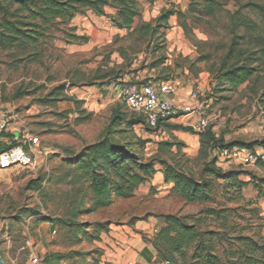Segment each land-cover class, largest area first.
<instances>
[{
    "label": "rangeland",
    "instance_id": "obj_1",
    "mask_svg": "<svg viewBox=\"0 0 264 264\" xmlns=\"http://www.w3.org/2000/svg\"><path fill=\"white\" fill-rule=\"evenodd\" d=\"M138 1L142 14L134 29L142 23L153 24L163 9H176L186 14L190 36L174 16L169 21L170 28L162 32L164 37L148 44L116 29L107 17L89 11L72 22L75 34L85 40H69L65 31L70 26L60 25L51 28L37 48L24 51L0 47V107L12 116L9 135L20 134L19 144L36 158L31 169L0 171V256L5 264H34L35 257L37 264H96L92 251L98 242L90 240L93 228L85 232L70 225L107 219L116 225L151 222V231L143 233L147 242L163 225L158 215L195 214L201 209L171 194V186L162 179L157 180L153 195H148L147 184L133 199H115L109 209L74 217V201L82 195L70 185V168L64 162L70 152L101 139L116 107L128 119L139 117L125 105L119 92L121 86L147 81V85L159 87L163 82H172L185 93H199L207 127H212L225 142L264 138V67L236 91L214 89L210 69L224 55L230 40L227 14L190 13L191 0ZM247 2L263 4L264 0H242L243 4ZM225 9L235 10L233 3ZM107 13L115 11L109 8ZM245 13L264 29L258 15L250 10ZM207 55L209 60H199ZM162 57L167 59L166 64L151 69L153 62ZM106 74L111 76L100 79ZM117 75L120 79L114 80ZM61 86L65 87L62 94H52ZM65 97L82 104L61 100ZM82 110L86 113L80 114ZM87 115L90 116L85 121L78 119ZM133 133L148 141L146 157L156 154L159 142L170 139L168 133L150 131L146 124L135 127ZM174 135L187 145L183 149L186 158L181 163L198 176L205 161L198 144L183 140L189 137L186 133ZM219 165L224 171H241L243 181L264 179V167L259 164L220 160ZM243 193L255 201L264 218V196L260 197L253 185ZM102 261L101 257L98 264Z\"/></svg>",
    "mask_w": 264,
    "mask_h": 264
},
{
    "label": "trees",
    "instance_id": "obj_2",
    "mask_svg": "<svg viewBox=\"0 0 264 264\" xmlns=\"http://www.w3.org/2000/svg\"><path fill=\"white\" fill-rule=\"evenodd\" d=\"M230 3H233L234 11L225 9ZM109 8L115 13L108 14ZM188 10L206 16H215L222 11L227 14L230 40L225 45L224 55L210 69L215 91L226 88L236 91L262 70L264 29L245 10L255 13L264 22V3L191 0ZM89 11L107 17L116 29L127 31L129 36H137L140 42L148 44L164 37L162 32L170 28L169 21L174 16L181 21L186 35L191 34L186 14L176 9H163L153 24L142 23L134 29L142 14L138 0H0V47L24 51L37 48L47 37V32L60 25L70 26V30L65 31L69 40H85L75 34L76 27L72 22ZM209 59L207 55L199 60ZM166 60L162 57L153 62L151 69L164 66ZM110 76L106 74L100 79ZM118 79L119 75L114 77V80ZM64 90L61 86L52 94H62ZM61 100L74 101L78 106L82 104L68 97ZM79 112L86 113L85 110ZM89 116L78 119L85 121ZM145 124L150 131L168 133L170 137L159 142L156 154L151 157L145 156L148 141L133 133L135 127ZM122 125L124 129H121ZM174 132L200 136V157L205 161L198 176L187 171L181 163L182 158H186L183 149L187 145ZM18 145L13 142L6 147L0 141V152ZM224 148L256 152V148H264V138L225 142L216 136L212 127L197 133L192 127L171 121H160L156 129H151L143 115L128 119L120 107H116L101 139L80 151L70 152L64 162L70 168V185L82 195L79 201H74L72 213L74 217L90 216L112 207L115 199H133L142 186L152 184L157 174L162 173L163 183L171 186V194L178 195L186 205H198L201 209L195 214L158 215L163 225L153 239L147 241L156 252L155 264H264V218L255 201L248 200L243 193L253 185L260 197L264 196V179L247 182L240 179L244 174L241 171H224L219 165L222 159L218 157V151ZM259 165L264 167V164ZM156 192V187L151 186L148 195ZM113 224V220L107 219L75 223L70 227L85 232L93 228L90 240L100 242ZM92 252L98 264L103 253L99 248ZM48 261L49 256L45 258V262Z\"/></svg>",
    "mask_w": 264,
    "mask_h": 264
},
{
    "label": "built area",
    "instance_id": "obj_3",
    "mask_svg": "<svg viewBox=\"0 0 264 264\" xmlns=\"http://www.w3.org/2000/svg\"><path fill=\"white\" fill-rule=\"evenodd\" d=\"M121 98L127 108L146 118L148 126L156 129L160 121H171L188 115L199 114L200 96L198 92H191L187 103L175 102L177 88L172 82H164L159 87L147 84H131L119 87ZM10 112L0 107V136L9 138L13 142L21 143L18 133L9 135ZM207 127V122L201 120L198 129ZM222 160L235 162L239 165L264 164V152H254L240 148H224L218 151ZM36 164L35 156L20 144L0 152V171L14 168L31 169ZM38 263V258H33Z\"/></svg>",
    "mask_w": 264,
    "mask_h": 264
},
{
    "label": "crops",
    "instance_id": "obj_4",
    "mask_svg": "<svg viewBox=\"0 0 264 264\" xmlns=\"http://www.w3.org/2000/svg\"><path fill=\"white\" fill-rule=\"evenodd\" d=\"M175 86L177 88V94L174 97L175 102L187 103L192 91L185 93L183 90H179L177 85ZM201 120L206 121L203 113V105L200 103L199 114L188 115L171 120V122L186 127H192L195 132L200 133L205 129H198ZM174 133H176V135L180 133L183 134V132ZM188 136L189 137H184L183 140L196 143L200 148V136L198 134H188ZM0 141L3 144L11 145L9 138H1ZM255 151L264 152V148H256ZM156 177L158 179H156V181L154 180L152 184L153 186H156L158 182L157 180L163 179V174L158 173ZM148 185L151 187V184ZM152 226L153 224L151 222L142 221L131 225L127 223L122 225L113 224L110 227V232L104 234L101 241L97 243V248L103 253L102 264H155L157 258L156 252L151 244L144 240L143 234L150 230Z\"/></svg>",
    "mask_w": 264,
    "mask_h": 264
},
{
    "label": "water",
    "instance_id": "obj_5",
    "mask_svg": "<svg viewBox=\"0 0 264 264\" xmlns=\"http://www.w3.org/2000/svg\"><path fill=\"white\" fill-rule=\"evenodd\" d=\"M0 264H5L1 256H0Z\"/></svg>",
    "mask_w": 264,
    "mask_h": 264
}]
</instances>
